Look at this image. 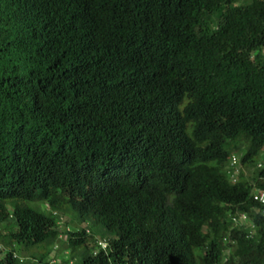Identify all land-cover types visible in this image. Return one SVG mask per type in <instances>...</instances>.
Wrapping results in <instances>:
<instances>
[{
	"label": "trees",
	"instance_id": "trees-1",
	"mask_svg": "<svg viewBox=\"0 0 264 264\" xmlns=\"http://www.w3.org/2000/svg\"><path fill=\"white\" fill-rule=\"evenodd\" d=\"M263 147L264 0H0V264H264Z\"/></svg>",
	"mask_w": 264,
	"mask_h": 264
},
{
	"label": "clouds",
	"instance_id": "clouds-1",
	"mask_svg": "<svg viewBox=\"0 0 264 264\" xmlns=\"http://www.w3.org/2000/svg\"><path fill=\"white\" fill-rule=\"evenodd\" d=\"M243 147L244 146L242 145V148L238 152H235L232 149L231 153L227 157V170H226V173H227V176H228L230 184H235L237 182L240 170H246L245 169L246 165H242V163H241V158L245 154V151H244L243 155H240L242 150L245 149ZM263 149H264V147H263ZM263 149H261L260 151H262ZM262 152H263L262 157H263V161H264V151H262ZM261 165H264V162H259L258 161L257 166L259 167ZM261 193H264V189H258L256 187L253 188L252 192H251V199H252L253 202L258 204L259 206L264 207V201H260L259 199L255 198V196L260 195ZM43 206L46 207V205H43ZM46 208H48V207H46ZM230 220H231V222H230L231 224L229 225L230 229H228V231H227L228 235L223 237V242H224L225 245L222 248L220 256H219L220 257V264H224L226 262V260L228 258V254L230 253L229 251L231 249H233V245L235 244V240L232 237H230L231 232H232L231 229L233 227H236V226L239 227L240 226V227L246 229V231H248L247 237H250L255 232L254 223L252 222V220L250 219V217L246 213L233 215V216L230 217ZM61 224H63V227L61 226ZM57 226H58L59 231L64 230L65 226H64V222H63L62 218H60L59 221L57 222ZM69 227L70 226H67L65 229L68 231V230H70ZM63 235L64 234H59V239H61V241H65L66 242V235H64V239H62ZM95 245L97 247L96 248L97 250H101V251L107 252V250L109 251L111 249L110 238L100 237L99 236L96 239V244ZM33 248H34V246L30 247V249L28 251H22V252H27V255H25L24 257L28 258L29 260L34 261L37 264H59L62 261H64L63 259H65V258L66 259L68 258L67 260H69L67 262V264H73V260L69 259V250L66 251L67 255L61 256L59 258L56 257V256H50V257L48 256L45 260L38 261L37 257L42 255L43 253L39 254V255H35L32 252ZM57 249H58V242H56L53 245V250H57ZM97 250L94 251V254H96ZM19 255H21V254H19ZM35 256H37V257H35Z\"/></svg>",
	"mask_w": 264,
	"mask_h": 264
},
{
	"label": "rangeland",
	"instance_id": "rangeland-1",
	"mask_svg": "<svg viewBox=\"0 0 264 264\" xmlns=\"http://www.w3.org/2000/svg\"><path fill=\"white\" fill-rule=\"evenodd\" d=\"M244 151H245V149L242 150V152L240 153V155H243ZM262 151H264V149ZM262 151H260L258 153V156L256 157V160L259 161V162H264L263 161V157H262V155H263V152ZM245 172L248 173L247 170H245ZM35 204L36 203L33 202V203H28L27 205H29L31 207H35ZM44 208H46V207H44ZM61 226L63 227V224H61ZM62 239H64V235H63V238ZM47 249L48 248L46 246H40V247L39 246H34V248L32 249V252L35 255H39V254H42V253L46 252ZM67 250H69V249L67 247L66 242L65 241H61V242L58 243V249L57 250H54L53 254L52 253L49 254V257L50 256H56V257L59 258L61 256L67 255L66 254V251ZM19 254H21L20 256H22L23 258H25L24 256L27 255V252H22V253H19ZM35 257H37V256H35Z\"/></svg>",
	"mask_w": 264,
	"mask_h": 264
},
{
	"label": "built area",
	"instance_id": "built-area-1",
	"mask_svg": "<svg viewBox=\"0 0 264 264\" xmlns=\"http://www.w3.org/2000/svg\"><path fill=\"white\" fill-rule=\"evenodd\" d=\"M255 198L259 199L260 201H264V193H261L260 195L255 196Z\"/></svg>",
	"mask_w": 264,
	"mask_h": 264
}]
</instances>
